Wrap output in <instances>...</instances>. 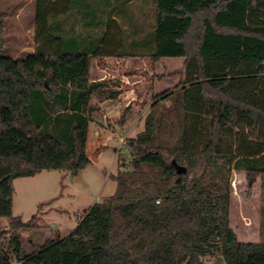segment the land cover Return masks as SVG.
I'll return each mask as SVG.
<instances>
[{
    "label": "trees",
    "instance_id": "obj_1",
    "mask_svg": "<svg viewBox=\"0 0 264 264\" xmlns=\"http://www.w3.org/2000/svg\"><path fill=\"white\" fill-rule=\"evenodd\" d=\"M52 1L38 0L33 54L6 56L0 40V218L12 227L37 216L13 215L17 178L77 175L91 162L92 95L119 93L91 81L92 57H180L183 78L155 96L144 130L127 139L114 194L30 254L14 235L8 254L18 264H264V239L241 241L230 218L233 171L249 186L264 176V0H156L144 41L137 28L116 41L108 20L89 49L58 32Z\"/></svg>",
    "mask_w": 264,
    "mask_h": 264
},
{
    "label": "rangeland",
    "instance_id": "obj_2",
    "mask_svg": "<svg viewBox=\"0 0 264 264\" xmlns=\"http://www.w3.org/2000/svg\"><path fill=\"white\" fill-rule=\"evenodd\" d=\"M37 5L38 0H0V40H4V55L25 59L37 50L34 47L37 42ZM6 27L8 32L4 31ZM113 61L111 69L114 75L119 76L110 75L106 79L113 85L117 84L123 91L132 87L139 93V96L135 94L133 100L135 112L126 116L130 119L129 125L125 127V121H121L125 108L121 112L97 109L93 114L88 141L91 162L79 174L45 170L35 176L15 180L13 215L20 216L25 222L33 215L37 216L26 228L12 227L11 218H0V264H18L8 254L10 240L14 235L21 237L24 253L30 254L46 240L68 235L87 209L114 194L116 181L111 175L121 170L122 159L129 160L131 156L125 145L127 139L144 130L145 118L157 93L174 88L183 78L184 58L180 57L159 60L151 57H125V64L122 59ZM97 63L101 64L99 61ZM127 71L136 73V84L122 82L121 76ZM166 77H170V80L164 81ZM99 98L96 94L92 102ZM231 187L234 224L240 220L248 223V228L256 233V238L263 240L264 176L258 175L255 183L249 186L246 173L234 170ZM256 238L251 241H256ZM205 262L222 264L218 257H207Z\"/></svg>",
    "mask_w": 264,
    "mask_h": 264
},
{
    "label": "crops",
    "instance_id": "obj_3",
    "mask_svg": "<svg viewBox=\"0 0 264 264\" xmlns=\"http://www.w3.org/2000/svg\"><path fill=\"white\" fill-rule=\"evenodd\" d=\"M54 1L55 0H53L51 4H53ZM155 1L156 0H59L58 5L53 9L54 13H50L49 16L55 17L58 32L79 40L82 43L80 45L81 48L89 49L92 47V45L89 44V41L92 38H98L99 34L103 33L102 31L104 30V27L101 26L100 22H107L108 20L115 23L114 25L116 27L111 31V34L116 41H119L121 37L125 36V29L135 32V28H137L138 35L143 36L140 39L141 42L147 34H151L154 30L157 10ZM49 16L48 18L51 19L52 17ZM131 20L132 23L130 22ZM4 31L8 32L7 27ZM116 44L119 45L122 43ZM37 46L38 44L35 42L34 47L36 48ZM119 59H122V63L125 64V57H92L90 62L91 81L108 80L106 78L110 75L115 77L119 76L117 74L114 75L115 72L110 66L111 63L114 62L113 60ZM97 61L101 62V64L97 63ZM121 77L122 82L125 84H136L138 82V79L134 78L136 77V73L133 72L130 73L127 71ZM169 78L170 77L164 78V81ZM111 88L114 91L119 92L115 98H106L103 100L99 98V100L92 102V99L97 94L94 93L91 98V104H97L99 109L106 112H121L122 109L125 108L128 116L131 112L134 113L136 106L134 105L133 100L135 94L139 96L138 90L130 87V89H125V91H123L117 84L113 85L112 83ZM129 122L130 119L127 117L125 120V127L129 125ZM230 218L231 226L241 241L258 242L261 240L260 238L257 239L256 233L248 228V223L240 220L238 224H234L232 207ZM255 238L257 239L256 241H251V239L255 240Z\"/></svg>",
    "mask_w": 264,
    "mask_h": 264
},
{
    "label": "water",
    "instance_id": "obj_4",
    "mask_svg": "<svg viewBox=\"0 0 264 264\" xmlns=\"http://www.w3.org/2000/svg\"><path fill=\"white\" fill-rule=\"evenodd\" d=\"M174 163H175V161H174ZM178 169H179V171H185V168L181 167V166H178Z\"/></svg>",
    "mask_w": 264,
    "mask_h": 264
}]
</instances>
